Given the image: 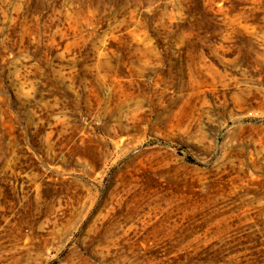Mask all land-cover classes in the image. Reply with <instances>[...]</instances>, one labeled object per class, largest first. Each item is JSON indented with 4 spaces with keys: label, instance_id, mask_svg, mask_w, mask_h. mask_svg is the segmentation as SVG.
<instances>
[{
    "label": "rangeland",
    "instance_id": "374dc122",
    "mask_svg": "<svg viewBox=\"0 0 264 264\" xmlns=\"http://www.w3.org/2000/svg\"><path fill=\"white\" fill-rule=\"evenodd\" d=\"M0 264H264V0H0Z\"/></svg>",
    "mask_w": 264,
    "mask_h": 264
}]
</instances>
